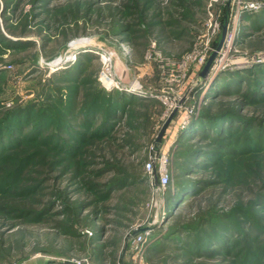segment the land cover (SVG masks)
<instances>
[{
    "label": "trees",
    "instance_id": "obj_1",
    "mask_svg": "<svg viewBox=\"0 0 264 264\" xmlns=\"http://www.w3.org/2000/svg\"><path fill=\"white\" fill-rule=\"evenodd\" d=\"M16 1L3 0L1 14L14 12ZM37 1L31 0V3L41 7L42 2L49 0ZM224 12L228 24L229 10ZM246 15L242 18L249 20ZM33 19L35 15L26 16L23 23H19L20 34L24 35ZM5 30L15 39L0 32V53L8 50L15 53L36 46L32 39L15 36L10 31L14 30L13 26ZM132 31L128 25L119 26L114 34H131ZM40 46H44L43 43ZM34 57L12 60V64L18 68L30 64L33 73L38 66ZM90 57L85 55L87 60L92 59ZM86 70L79 58L67 68L53 72L42 84L32 86L30 92L35 97L31 101L13 99L7 107L0 98V215L41 223L57 214L65 220L59 229L69 232L71 221L77 224L83 212L89 210L86 217L90 215L94 225L108 212L105 203L115 197L116 192L134 182L150 181L144 171L145 160L138 162V171L132 168L134 170L127 172L118 165L114 151L136 147L128 130L142 131L144 137L150 135L143 125L151 120L154 106L159 105V114L163 110L154 97L158 92L138 98L125 91L106 90L96 80L86 77ZM23 72L19 70L18 77L23 76ZM6 73V67H0V79H6ZM199 91L197 89L195 97ZM201 99L197 115L174 139L171 178L162 193L166 216L171 223L155 243L146 247V259L150 261L167 252L166 261L170 264L179 260L185 264H264V225L261 222L264 188L243 203L235 202L228 211L220 207L230 186L238 181L245 184L249 180L246 173L251 172L248 175L252 178L257 175V170L249 166L236 175L229 163L264 156V118L240 111L247 105H264V67L219 73ZM144 108L148 110L136 114L138 109ZM166 130L160 143L166 137ZM119 133L123 134L122 138ZM92 147L94 154L90 153ZM105 149L111 155L107 159ZM155 149L159 153V146ZM44 158L43 162L38 161ZM95 158H102L101 163H94ZM39 163L45 171H35L36 177H28L26 174ZM199 173L200 176L195 177ZM106 177V181L100 182ZM49 181L63 182V185H45L50 188L46 191L44 184ZM151 185L156 187L154 182ZM70 186L78 198L76 205L70 204ZM36 194L47 198L38 199L35 204ZM26 202L29 206H25ZM194 208L196 211L192 212ZM103 221L108 222L105 218ZM103 230L101 226L95 231L96 241Z\"/></svg>",
    "mask_w": 264,
    "mask_h": 264
},
{
    "label": "rangeland",
    "instance_id": "obj_2",
    "mask_svg": "<svg viewBox=\"0 0 264 264\" xmlns=\"http://www.w3.org/2000/svg\"><path fill=\"white\" fill-rule=\"evenodd\" d=\"M2 2L3 0H0V32L15 39L5 30V27L11 25L14 30L10 31H13L15 36L21 35V39L29 38L36 43L35 47L28 50H19L15 53L8 50L0 53V67H6L5 78H8L0 79V98L7 107L13 99H20L23 102L34 99V93L30 92L32 86L42 84L53 72L67 68L79 58L85 63L86 77L96 80L100 85L104 86L100 80L101 73L108 71L111 79L120 87L111 90L123 91L121 90L123 87L136 85L140 91L133 95L146 98L156 91L160 94L170 89L177 97L184 98L180 99L184 100L182 102L184 104L196 101L198 110L202 103L201 96L214 83L219 73L252 66L264 67V0H49L42 2L41 7L35 4L37 0L34 4L31 0H17L15 9L13 6L15 11L9 10L4 15L1 14ZM250 6L257 8L253 9ZM225 9L229 10L226 31H231L234 40L228 49L224 47L227 54L223 58V63L233 62L236 67H227L213 77L210 74H206L208 77L206 75L201 77L206 61L222 43V30L226 23ZM40 11L43 13L39 14ZM243 14H248L246 17L250 19H243ZM32 15H35V19L24 31V35L20 34L22 33L20 24L26 16ZM261 17L262 21H259ZM8 18L9 21H6ZM126 25L133 30L131 34L129 32L117 36L114 34L119 26ZM42 43L44 46H40ZM76 44L80 46L73 48ZM202 51L206 52L205 61L198 67L186 66L187 75L183 82H178L179 84L164 82L163 74L169 73L173 62L181 61L187 54L198 55ZM33 55L38 63L36 72L31 73L28 63L19 68L12 64V60H21ZM80 55L81 57H78ZM85 55H91L92 59L87 60ZM102 56L109 57V61L104 64L101 61ZM258 59L259 62H255ZM21 69L24 70L23 76L18 77L17 72ZM198 80L201 84L195 87ZM197 89L200 91L195 97ZM237 105L235 103L233 107L236 108ZM158 107L159 105L152 108L154 112H150L151 120L142 124L144 131H150V135L144 137L142 131L128 130L136 147L114 151L118 165L127 172L134 170L132 168L138 171L137 164L140 160L146 162L150 156L158 154L155 149L157 146L158 152L171 156L168 162L169 171L172 168L174 139L188 122L183 125L182 116L178 113L170 121L164 141L157 145L156 136L169 117L164 116L163 105L161 114L158 113L160 111ZM216 107L217 105L214 109ZM144 109H138L136 114L141 115L143 111L148 110ZM240 111L264 118L263 104L247 105L245 108L241 107ZM133 125L137 126V122ZM119 136L122 138L123 134ZM91 149L90 153H93V147ZM105 150V153H108L105 156L107 159L111 155L108 149ZM43 160L45 158L38 161ZM101 160L102 158H95L94 163H101ZM229 165L230 168H234L236 175L241 174L248 166L255 168L257 175L252 178L248 175L251 172L246 173L245 176H249V180L245 184L238 181L237 184L230 186L227 195L222 199L223 204L220 205L225 211H228L235 202L243 203L242 201L264 188V156L234 160ZM140 170L143 174V169ZM35 171L44 172L45 168L40 163L35 164L26 175L36 177ZM199 176L200 173L195 177ZM237 178L235 177L236 180ZM103 180L106 181L107 177L100 182ZM151 184L152 182L148 181L127 185L122 191L116 192L115 197L106 201L108 212L103 213L99 221L92 225L90 215L89 218L86 217L88 210L83 212L84 215H80L77 224L71 221L69 232L67 229V232L59 229V225L65 220L57 214L41 223L0 215V264H121L124 250V264H135L128 249L132 234L148 227L150 234L145 243L147 247L155 243L171 223L166 216L163 196L158 195ZM45 185L62 187L63 182L59 184L57 181H49L44 184L46 191H50ZM68 192L72 201L70 204L76 205L78 198L76 193H73V187L70 186ZM33 198L36 199L34 200L36 204L38 199L44 200L47 197L36 194ZM28 204L26 202L25 206H29ZM195 211L194 208L192 212ZM104 218L108 222L105 223ZM261 222L264 225V216ZM101 226L104 230L96 241L98 236L96 235L95 240V231ZM166 253L152 257L149 261L144 250L145 263L170 264L166 261L168 257ZM174 264L185 263L179 260Z\"/></svg>",
    "mask_w": 264,
    "mask_h": 264
},
{
    "label": "built area",
    "instance_id": "obj_3",
    "mask_svg": "<svg viewBox=\"0 0 264 264\" xmlns=\"http://www.w3.org/2000/svg\"><path fill=\"white\" fill-rule=\"evenodd\" d=\"M253 9H256L257 7L255 6H250ZM215 30L212 31L214 33ZM234 38L231 33V31H226L225 37L222 40L221 46L218 50H216V58L214 60V64L210 66L208 70L207 75H211L213 77L215 74L220 72L221 70H224L227 67L230 68H235L236 66L233 65V62L230 64H224L223 63V58L225 54H227V50L233 42ZM226 49H225V48ZM74 58V57H73ZM181 61H176L173 62L174 65L171 70H169L168 74H163V80L164 82L168 83H176L179 84L178 82H183L184 78L187 75V68H185L188 65L198 67L203 64L206 58V52L199 53L198 55L191 53L187 54ZM219 58V59H218ZM260 59H258L255 62H259ZM104 64L109 61V57H103L101 60ZM108 70V69H106ZM181 72V74H180ZM180 74V75H179ZM206 75V76H207ZM101 79L102 83L104 84L101 85L104 89L106 90H111L112 88L119 89L120 87L117 86V83L114 82V80L111 79L110 73L107 72H102L101 73ZM208 77V76H207ZM201 84V81H196L195 87L199 86ZM121 90L127 92V93H138L140 91L139 88L134 86L130 87H123ZM154 97L164 106L165 108V117H168L174 110L179 113V115L182 116L183 120V125L189 122V120L195 116L198 112L197 108V103H192V104H184L182 103L183 101H180L183 97H177L176 93H172L171 90L169 89L166 92H161L160 94L154 95ZM184 99V98H183ZM199 106V103H198ZM171 156L168 155V153H163L159 152L158 154H155L153 156H150L149 159L145 162L144 164V169L145 172L148 174L150 181L153 183L154 181V174L157 175L158 179V185L154 187V190L158 193V195H162V193L165 191L166 187L168 186L170 182V172L168 169V162L170 161ZM150 234V230H146L134 238L130 239L129 244H128V249L131 252V257L134 260L135 264H147L145 263L144 260V250L146 248V239Z\"/></svg>",
    "mask_w": 264,
    "mask_h": 264
},
{
    "label": "water",
    "instance_id": "obj_4",
    "mask_svg": "<svg viewBox=\"0 0 264 264\" xmlns=\"http://www.w3.org/2000/svg\"><path fill=\"white\" fill-rule=\"evenodd\" d=\"M225 32H226V23H225L224 26H223L221 42H222V40H223V37H224ZM220 46H221V43L219 44L217 50L220 48ZM215 56H216V52H213V53L210 55V57L208 58V60L206 61L205 65H204V67H203V69H202V72H201V74H200L201 77H204V76L207 74V72H208V70H209V68H210V66H211V64H212V62H213ZM175 113H176V110H174V111L169 115V117L167 118V120H166V121L164 122V124L162 125V127H161V129H160V132H159V134H158V136H157V138H156V141H155V143H156L157 145L160 144V142H161V138H162V136H163V133H164L165 130L167 129V127H168L170 121L172 120V118L174 117ZM154 183H155V185H158V179H157L156 174H154ZM148 229H149L148 227H145V228H142V229H139V230L135 231V232L132 234L131 238H134V237L137 236L138 234H140V233H142V232H144V231H146V230H148ZM125 247H126V246H125ZM126 248H127V247H126ZM126 248H125V249H126ZM124 257H125V250H124L123 255H122V261L124 260ZM66 264H72V263H66ZM122 264H124V262H122Z\"/></svg>",
    "mask_w": 264,
    "mask_h": 264
},
{
    "label": "bare ground",
    "instance_id": "obj_5",
    "mask_svg": "<svg viewBox=\"0 0 264 264\" xmlns=\"http://www.w3.org/2000/svg\"><path fill=\"white\" fill-rule=\"evenodd\" d=\"M79 46H80L79 44H78V45L76 44V45L73 46V48H77V47H79ZM225 57H226V54H225L224 58H225ZM207 74H208V72H207Z\"/></svg>",
    "mask_w": 264,
    "mask_h": 264
}]
</instances>
